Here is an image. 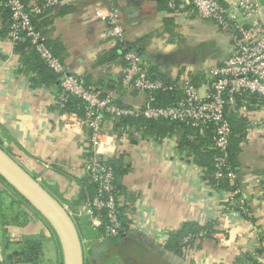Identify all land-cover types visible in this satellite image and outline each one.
Segmentation results:
<instances>
[{"label":"crops","instance_id":"obj_1","mask_svg":"<svg viewBox=\"0 0 264 264\" xmlns=\"http://www.w3.org/2000/svg\"><path fill=\"white\" fill-rule=\"evenodd\" d=\"M220 1L227 5L233 0ZM258 1L264 9V0ZM5 3L0 0V146L75 220L83 254L87 249L84 264H104L105 250L91 254L104 242L100 229L76 216L86 195L95 193L85 171L92 157L88 136L81 127L66 129L71 113L57 104V77L45 82L33 70V50L16 51L15 44L7 39ZM63 7L48 11L49 16L41 23L48 47L70 73L113 94L124 108L141 105L145 94L121 89L125 61L107 57L115 48L108 36L106 16L110 9L120 14L126 43L145 62L148 73L169 83L188 81L200 87L231 53L228 37L214 23L197 18L188 8L171 14L165 0H73ZM253 115L260 121L264 111ZM229 116L230 147L236 149L235 185L223 180L215 187L207 152L210 143H202L205 132L198 130L197 137H184L197 147L194 149L182 146V130L156 136L139 125L117 129L108 115H103L102 129L116 141L113 156L105 159L108 163L120 159L125 171L116 176L119 216L129 229L121 239H130L143 252L139 264L253 262L258 238L264 241V129L250 126L247 117ZM236 186L250 205L249 218L228 207V195ZM0 205L5 209L4 214L0 210L3 255H8L9 244L17 246L35 239L41 243L42 264L45 259L49 264L61 263L52 230L1 183ZM16 213L19 219L14 220ZM188 224L191 233L205 230L208 235L191 241L181 254L166 249L168 234ZM4 239L9 241L5 248ZM45 240L53 249L46 255ZM16 262H21L18 256L12 260Z\"/></svg>","mask_w":264,"mask_h":264},{"label":"built area","instance_id":"obj_2","mask_svg":"<svg viewBox=\"0 0 264 264\" xmlns=\"http://www.w3.org/2000/svg\"><path fill=\"white\" fill-rule=\"evenodd\" d=\"M73 0H41L26 5L23 0H6L9 10L7 39L12 43L27 41L39 60L57 77L60 96L58 106L63 109L70 99L79 101L81 115L71 113L66 129L81 127L87 134L91 160L85 164L86 178L94 186L93 196L86 195L78 207L79 219H86L101 231L102 238L112 240L129 233L119 216V193L115 175L104 159L111 158L116 150L115 139L102 129L103 115L110 123L122 118L165 120L193 127L210 135L213 151L212 179L217 187L223 180L235 185L236 175L229 161L232 130L229 114L247 117L250 126L264 129V118L256 120L254 113L264 111V9L258 0H233L223 5L220 0H165L171 14L188 8L192 15L214 23L231 44V53L222 65L212 69L211 77L200 87L190 82L169 83L151 77L145 62L132 51L126 50L123 21L115 9L107 18L108 36L120 51L125 65L122 68L121 89L145 94L141 105L134 108L120 106L111 93L87 85L84 80L69 72L64 62L48 47L47 38L33 24L35 16L45 11L68 5ZM158 92L181 93V98L169 105H157ZM80 129V128H79ZM228 195V207L244 217H251L250 205L236 186ZM72 218V217H71ZM74 224L75 221L72 218ZM207 231L188 234L182 240V251L193 240L207 236ZM256 253L251 264H264V241L258 238ZM0 249V264L5 261Z\"/></svg>","mask_w":264,"mask_h":264},{"label":"trees","instance_id":"obj_3","mask_svg":"<svg viewBox=\"0 0 264 264\" xmlns=\"http://www.w3.org/2000/svg\"><path fill=\"white\" fill-rule=\"evenodd\" d=\"M24 3L26 5H28V3L32 0H23ZM37 1H41V0H37ZM60 8H64V7H60ZM5 9L8 11V17L10 16L9 10L5 7ZM50 10L45 11L42 15L39 16H35L33 18V24L36 26V28L40 31H42L41 28V23L45 22V19H47V14L50 13L48 12ZM50 17H52L50 15ZM8 26H9V22L7 25V29H6V34L8 32ZM43 33V31H42ZM26 48H29V44L27 41H21V42H17L15 44V49L16 51H24ZM133 48H131V45L126 43V50L125 51H132ZM125 51H120L119 48L115 47L112 50L111 55H108V59H115V58H119L122 57V55L124 54ZM35 56L33 57V61H34V65H33V70L37 71L39 75H41L44 78L45 82H53L56 79V76L50 72L45 65L39 60L38 56L32 52ZM151 75V74H150ZM151 77H154L151 75ZM181 93L180 92H176V93H167V92H158L156 94V104L157 105H169L173 102L176 101V99L181 98ZM81 105V103L79 101H76L74 99H70L69 101H67L65 103L64 106V110L65 111H69V112H76L77 115H81V108H79ZM230 117V116H229ZM229 120L231 121L232 119L229 118ZM137 126L139 125L140 127H142L143 129L145 128V130L149 131L150 133L156 134V136H163L167 133H170L172 131H180L182 130L183 132H181V137L183 138V141H181L182 146L183 145H189L191 147H193L194 149H197L196 146H194L193 144H189L188 142H186V139L184 138L186 135H193L196 136L198 135V130L187 126L185 124H180V123H176V122H170V121H162V120H142L139 118H133V117H126V118H122L120 119L118 122H115L113 126H115V128H121L123 126ZM204 141L202 139V143L204 144H209L211 143L210 140V135L209 133L206 131L204 133ZM233 142H235V138H233ZM210 147V144H209ZM208 147V153L210 156L209 158L211 159V172L213 173V165H212V157H213V151H211ZM235 147H230L229 148V161L233 167V170L235 168ZM120 159L116 160L115 162L109 163L110 166L113 169L114 175H115V185H116V190L119 193L120 191V186L118 183V179H116V176H121L125 171L122 170L120 163H119ZM212 179V176H211ZM213 181V179H212ZM0 183L5 185L14 195L15 197H17V201L18 203H23L24 205H26L31 211H33L34 213H36L38 215V213L28 204L24 201V199H22L20 197L19 194L16 193V191H14L1 177H0ZM221 184V183H220ZM219 184V185H220ZM218 187V186H217ZM13 215V214H12ZM14 220L19 219V214L16 213L14 214ZM46 225H48L46 223ZM191 225H185L183 226L181 229L177 230V231H173L170 232L168 234V238L165 244V248L170 250L171 252H175L177 254H181V248L183 246L182 244V240L184 237H186L188 234H193L192 229H188V227H190ZM49 227V226H47ZM50 228V227H49ZM54 235V233H53ZM55 236V235H54ZM56 239V238H55ZM119 238H115L112 239L111 242L118 240ZM5 242V247L8 246L9 241L7 239H4ZM21 243V248L17 253H14L13 255H6L5 259L8 260L9 262L12 263V260L15 256H18L21 262L24 263H28V264H42V252H41V243L38 240L35 239H27L24 240ZM58 243V242H57ZM4 247V248H5ZM13 264V263H12ZM61 264V263H60Z\"/></svg>","mask_w":264,"mask_h":264},{"label":"water","instance_id":"obj_4","mask_svg":"<svg viewBox=\"0 0 264 264\" xmlns=\"http://www.w3.org/2000/svg\"><path fill=\"white\" fill-rule=\"evenodd\" d=\"M0 177L48 224L59 245L61 264H84L81 240L70 215L1 146ZM110 244L111 240L105 239L98 247L91 250V254H99Z\"/></svg>","mask_w":264,"mask_h":264},{"label":"rangeland","instance_id":"obj_5","mask_svg":"<svg viewBox=\"0 0 264 264\" xmlns=\"http://www.w3.org/2000/svg\"><path fill=\"white\" fill-rule=\"evenodd\" d=\"M0 210H2V213L4 214L5 209L1 205H0ZM53 237H55V236L53 235ZM42 238L43 237H39V239H42ZM0 242H1V240H0ZM45 242H46V240L44 241V243ZM46 243L43 244V248H44L43 252H44L45 255L47 254V251L49 253H52V250H53L49 246V243H47V245H46ZM55 243H56V246H57V249H58L57 239H55ZM2 244H3V247H5V242H3ZM0 246H1V244H0ZM20 248H21V244H17V246H16V244H9V246L7 248V250H8L7 253L9 255L13 251L18 252L20 250ZM84 250H85L84 251V255L85 254L87 255L86 247H85ZM181 251H182V248H181ZM59 253H60V250H58V254ZM6 255H3V256L5 257ZM142 255H143V252H140L139 249L137 248V246L135 245V243L132 242L130 239H128V238H124V239L119 238L118 240H115V241L111 242V244L105 249L104 264H127V263L128 264H139L138 258L142 257ZM44 257L46 258V256H44ZM134 257L136 258L137 262L135 261ZM58 258H61V255H60V257L58 255ZM148 258H150V257H147L145 259H148ZM123 259H125V261H123ZM43 260H44V258H43ZM5 261L9 262L8 260H5ZM15 264H28V263L16 262ZM43 264H49V263L45 259Z\"/></svg>","mask_w":264,"mask_h":264}]
</instances>
